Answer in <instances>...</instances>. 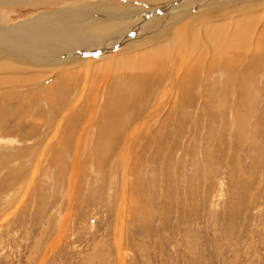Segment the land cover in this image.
<instances>
[{
    "label": "rangeland",
    "instance_id": "374dc122",
    "mask_svg": "<svg viewBox=\"0 0 264 264\" xmlns=\"http://www.w3.org/2000/svg\"><path fill=\"white\" fill-rule=\"evenodd\" d=\"M203 1L0 0L25 47L197 12L176 72L166 29L89 66L0 57V264H264V0Z\"/></svg>",
    "mask_w": 264,
    "mask_h": 264
},
{
    "label": "bare ground",
    "instance_id": "6f19581e",
    "mask_svg": "<svg viewBox=\"0 0 264 264\" xmlns=\"http://www.w3.org/2000/svg\"><path fill=\"white\" fill-rule=\"evenodd\" d=\"M223 1V0H222ZM225 1V0H224ZM227 1V0H226ZM179 2V0H178ZM189 2V1H188ZM196 1H193V3H195ZM204 2V1H203ZM207 0L204 2L206 3ZM228 2H231V0H228ZM3 3V2H2ZM191 3V2H190ZM225 4H227L225 2ZM231 4L233 5V2H231ZM199 5V3L197 4ZM195 5V6H197ZM205 5V4H204ZM204 5H203V9L204 8ZM207 5V3H206ZM194 6V7H195ZM228 6V4L226 5V7ZM167 7V6H166ZM186 7V6H185ZM198 7V6H197ZM201 10V6H199ZM212 7V5H211ZM220 7H221V4H220ZM176 8V7H175ZM178 8V7H177ZM176 8V10H177ZM209 8V7H208ZM213 8V7H212ZM222 8V7H221ZM154 9H157L156 11H160L162 9H160L159 7H155ZM192 9V8H190ZM190 9H182V13H180L178 16H177V19L176 17L174 16L176 14L175 11H172L170 10L168 13H166L164 16L158 18V19H151V17L154 15V14H149L148 18L147 19H150L148 20V23L145 24L144 26L148 27L149 25H152V26H155L153 27L150 31H146L144 30L142 34H145V36H148V35H153L155 37H157V35H162L164 32H165V29L166 31H168L169 33H172V35L174 36V40H175V46L173 48V58H174V61H173V71L176 72L177 69H178V66H179V63H180V58H181V51H182V42L185 40V30H184V26L187 24L188 26V22L187 21V18L189 17L188 20H190V17L194 16L195 13L197 14V12L193 13L194 9L190 10ZM198 10V8L196 9ZM206 11V9H205ZM215 12V11H213ZM213 12L209 13V14H212ZM179 13V12H178ZM177 13V14H178ZM176 14V15H177ZM216 14V13H215ZM135 16V14H132ZM128 16H131V15H128ZM175 17V18H172V17ZM201 16H204V15H201ZM201 16H199L201 18ZM70 17H72V23L71 25L73 24L74 25V18H73V15H70ZM154 18V17H153ZM204 18V17H203ZM63 19V17H62ZM132 19V18H131ZM206 19H208L206 17ZM142 20V19H141ZM173 20V21H172ZM193 20V18L191 19ZM202 20V19H201ZM82 21L81 19V16L79 15V13L76 14V18H75V26H78V23H80ZM168 21L171 22L172 21V25L170 27V25L166 24ZM69 22V21H68ZM160 23V24H159ZM84 24V23H82ZM114 24V23H112ZM124 24V23H123ZM126 24V22H125ZM61 25V24H60ZM70 25V26H71ZM80 25V24H79ZM111 24H106L104 25L103 27L107 26L106 30L104 28L105 31H108V30H111V27L113 26H109ZM118 26L119 23H117ZM117 25H115V29L117 28ZM143 25V23H142ZM148 25V26H147ZM160 25V26H159ZM86 26V25H85ZM109 26V27H108ZM163 27V29L161 28L160 32L158 33L159 30H156L157 27ZM141 27V26H140ZM237 27V26H236ZM81 28H84V27H81V26H78L76 27V29H81ZM242 28V27H241ZM150 29V28H149ZM239 29V28H238ZM17 30V29H16ZM27 30V29H26ZM121 30V29H120ZM71 31V30H70ZM79 31V30H78ZM141 29H133V30H129V31H126V30H121L119 34H115V36H112V34L108 33L107 36L108 37H99L100 38V42L102 43L101 44H98V43H93V44H88L87 46H83V45H86L87 42H83V39L88 41V43L90 42L89 39H86L85 36H79L78 34H75V36H67V37H70V38H61V39H58V37H48V38H44L42 35L41 36H32V37H28V39H30L28 41V44H31L29 46L26 45L25 47V42H26V35L24 36L25 38L21 40L20 43L22 44H19V43H11V44H6V43H2L0 42V57L1 56H8L9 58L12 56L14 58L15 56V60L18 61V62H22V63H26V64H30V65H55V63H60L61 65H64L65 63H76L77 61H80V62H84V65L85 66H89L90 63H92V60L94 59V56H99V55H104L105 58H108V60L111 59V55L113 54L114 50L116 51H119V50H125L124 49V46H133V43H139L141 44V41H143L142 39L143 38H146L145 36L141 38ZM243 31V30H242ZM8 32V31H6ZM66 32V31H65ZM137 32L140 33V35L138 36V38H136L135 41H131L133 40L132 37H129L132 33L136 34ZM9 33V32H8ZM81 33V32H79ZM158 33V34H157ZM168 34V33H167ZM247 34V33H246ZM11 35H14L13 33ZM45 35V34H44ZM171 34H169L170 36ZM28 36V35H27ZM74 37V38H72ZM76 37V38H75ZM80 37H83L82 39H80ZM97 37V35H96ZM95 37V38H96ZM129 37V39H128ZM136 37V36H134ZM154 37V38H155ZM184 37V38H183ZM187 37V36H186ZM237 37V36H236ZM248 37V35H247ZM6 38V37H5ZM15 38V37H14ZM49 38H51L52 40H49ZM132 38V39H131ZM153 37H150V38H146V42H152V39ZM18 39V38H17ZM72 39V41H70ZM167 39L169 40L170 42V39L168 38L167 36ZM172 39V38H171ZM7 40V39H6ZM68 40V41H67ZM79 42H78V41ZM19 41V40H18ZM54 43L52 44L51 42ZM99 41V40H98ZM145 41V40H144ZM130 42V43H129ZM123 43V44H122ZM57 44L60 45V47L57 46ZM98 44V45H97ZM122 44V45H121ZM149 44V43H148ZM33 45V46H32ZM93 45H96L94 48ZM101 45V46H100ZM142 45V44H141ZM158 45V44H157ZM100 46V47H99ZM125 46V47H126ZM154 46V45H153ZM169 46V45H168ZM170 47V46H169ZM144 48V47H143ZM92 49H98L99 53H95L93 52ZM129 50V49H128ZM126 51V50H125ZM168 51V48L166 49H160V51H157V52H160V56L167 53ZM154 52V51H152ZM106 54V55H105ZM111 54V55H110ZM93 56V57H92ZM164 57V56H163ZM160 60V59H159ZM158 61V60H157ZM106 62L107 66L110 65V62H107V61H104ZM162 63V61H161ZM157 64V63H156ZM76 65V64H75ZM92 65V64H91ZM152 65V64H151ZM60 66V65H59ZM79 66V65H78ZM83 66V67H85ZM58 68V67H57ZM87 69V68H85ZM104 69V68H103ZM172 71V72H173ZM101 72V71H100ZM111 71L109 68H105V70L102 71V74L104 76H107V74H109ZM99 72L97 71V74ZM98 76V75H97ZM96 76V77H97ZM101 76V74H100ZM66 77V76H65ZM94 77V75H93ZM140 77V76H139ZM72 78V77H71ZM83 79V78H82ZM93 79V78H92ZM90 82H92V80H90ZM67 83V82H66ZM65 83V84H66ZM95 83V82H94ZM93 83V84H94ZM68 84V83H67ZM92 84V83H91ZM175 84V83H174ZM85 85V84H84ZM65 86V85H64ZM68 87V86H67ZM87 88V87H86ZM101 88V87H100ZM61 98V97H60ZM98 103V102H97ZM75 109V108H74ZM92 110V108H91ZM75 112V111H74ZM91 114V112H90ZM156 116L155 113H152V116ZM86 127V126H85ZM137 128V127H136ZM83 131V130H82ZM83 133V132H82ZM132 133V131H131ZM80 140V139H79ZM119 159V158H118ZM118 161V160H117ZM121 161H123L121 159ZM79 164V163H78ZM74 165V164H73ZM116 170V169H115ZM120 170V169H119ZM120 175H121V178H123L124 176V169L123 167H121V170H120ZM74 174V173H73ZM70 175V180H71V183L72 181L74 180V178H72V176L74 177V175ZM76 176V175H75ZM120 177V176H119ZM122 180V179H121ZM124 184V183H123ZM68 193L70 194V192L68 191ZM123 201V200H121ZM118 209H117V212H116V218H119L121 219L122 217V213H123V204L122 202H120V204L118 203ZM67 211V210H66ZM66 214V213H65ZM120 222V221H119ZM117 223V232H120V227H119V224L120 223ZM64 230V224L61 225V229H60V232ZM120 236H121V233H120ZM120 239V238H119ZM118 239V241H119ZM118 241H117V244H118ZM119 247V246H117ZM39 258V257H38ZM45 260V259H44Z\"/></svg>",
    "mask_w": 264,
    "mask_h": 264
}]
</instances>
